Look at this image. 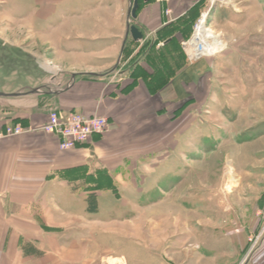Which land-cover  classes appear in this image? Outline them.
Segmentation results:
<instances>
[{
  "label": "rangeland",
  "instance_id": "1",
  "mask_svg": "<svg viewBox=\"0 0 264 264\" xmlns=\"http://www.w3.org/2000/svg\"><path fill=\"white\" fill-rule=\"evenodd\" d=\"M30 1L0 2V93H29L59 73L50 38L10 18L33 15ZM203 4L201 20L221 49L188 61L180 100L178 86L169 107L156 103L135 120L118 151V179L108 172L103 200L89 198L103 223L78 232L101 264H248L262 252L264 0ZM201 20L181 23L184 40Z\"/></svg>",
  "mask_w": 264,
  "mask_h": 264
},
{
  "label": "crops",
  "instance_id": "2",
  "mask_svg": "<svg viewBox=\"0 0 264 264\" xmlns=\"http://www.w3.org/2000/svg\"><path fill=\"white\" fill-rule=\"evenodd\" d=\"M133 1L31 0L33 15L10 16L50 38L48 58L59 73L39 94L0 97L17 109L0 107V130L32 129L0 142V264H101L89 233L78 232L103 223V208L93 211L89 198L103 200L108 172L118 179V151L135 120L147 119L156 103L169 107L178 86L175 99L182 98L192 62L183 44L194 32L184 40L181 23L206 11L203 0H139L133 25L144 39L137 43L127 35ZM51 111L106 117L110 130L63 151L57 137L40 130ZM248 264H264V244Z\"/></svg>",
  "mask_w": 264,
  "mask_h": 264
},
{
  "label": "built area",
  "instance_id": "3",
  "mask_svg": "<svg viewBox=\"0 0 264 264\" xmlns=\"http://www.w3.org/2000/svg\"><path fill=\"white\" fill-rule=\"evenodd\" d=\"M201 22L202 20L200 24ZM198 27L199 25L196 28L198 29ZM195 35L191 40L183 44L185 51L192 61L205 57L194 56L189 52L190 44L194 40ZM40 130L47 135L57 137L59 148L63 151H69L86 144L94 135L106 134L110 130V122L106 117H89L76 112L69 114L68 118H65L57 111H51L47 122ZM31 131L32 129L25 128L21 124L7 125L0 130V142L7 138L23 136Z\"/></svg>",
  "mask_w": 264,
  "mask_h": 264
},
{
  "label": "bare ground",
  "instance_id": "4",
  "mask_svg": "<svg viewBox=\"0 0 264 264\" xmlns=\"http://www.w3.org/2000/svg\"><path fill=\"white\" fill-rule=\"evenodd\" d=\"M220 38L218 35L204 25V20H202L199 25L194 40L190 44L189 52L194 56L213 55L215 51L221 49L219 47Z\"/></svg>",
  "mask_w": 264,
  "mask_h": 264
},
{
  "label": "water",
  "instance_id": "5",
  "mask_svg": "<svg viewBox=\"0 0 264 264\" xmlns=\"http://www.w3.org/2000/svg\"><path fill=\"white\" fill-rule=\"evenodd\" d=\"M145 2H152L155 0H144ZM140 6V1L139 0H134L130 9V13H129V21H128V36L131 35L134 39L135 42H140L144 39V35L143 33H141V31L135 26L133 25L134 21L137 19V12ZM119 60V63L121 61ZM117 69V67L115 68V70ZM45 87L41 86L38 89H33L32 91H30L29 93H13V94H6V93H0V97L3 98H18L21 96H26V95H32V94H39L41 93V90H43Z\"/></svg>",
  "mask_w": 264,
  "mask_h": 264
},
{
  "label": "trees",
  "instance_id": "6",
  "mask_svg": "<svg viewBox=\"0 0 264 264\" xmlns=\"http://www.w3.org/2000/svg\"><path fill=\"white\" fill-rule=\"evenodd\" d=\"M189 40V39H188Z\"/></svg>",
  "mask_w": 264,
  "mask_h": 264
}]
</instances>
